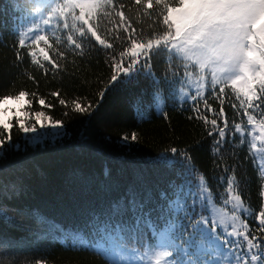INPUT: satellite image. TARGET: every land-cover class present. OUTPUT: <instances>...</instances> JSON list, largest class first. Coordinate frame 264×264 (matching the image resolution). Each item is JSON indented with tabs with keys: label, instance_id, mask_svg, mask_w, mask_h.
<instances>
[{
	"label": "snow or ice",
	"instance_id": "1",
	"mask_svg": "<svg viewBox=\"0 0 264 264\" xmlns=\"http://www.w3.org/2000/svg\"><path fill=\"white\" fill-rule=\"evenodd\" d=\"M22 3L27 5L34 27L18 38V44L20 48L27 47L30 64L38 66L44 75L49 68L53 72L61 70L58 61L66 53L83 57L94 46L109 50L105 63L110 69V87L97 93L100 98L118 83L131 84L141 74L151 78L156 87L149 103L156 106L161 116L167 115L166 93L174 95V107L191 100L192 115L187 119L195 118L204 124L207 134L213 137V155L221 156L226 144L234 149H255L259 154L258 177L264 186V0H132L151 20L150 32L133 27L125 15V5L113 7V0ZM106 8H111L119 23L102 37L93 22L98 11ZM57 29L63 33V40L56 36V41L63 48H53L49 41V33L55 36ZM49 50L55 53V59ZM17 55L22 61L24 56ZM156 57H163L169 65L159 79L152 66ZM29 79L38 83L31 74ZM49 95L57 98L60 105L69 106L61 98L60 89ZM33 99L41 109L54 107L38 92L20 90L16 95L0 96V158L5 151L20 147L11 143L14 126L33 146L42 144L49 136L55 139L66 135L62 120L44 110H29ZM209 100L218 107H213ZM226 102L233 110L231 118L225 112ZM143 104L144 100L138 99L134 105L138 121L146 118ZM71 107L81 114L93 109L91 103H84L80 97L71 100ZM38 127L51 131L40 132ZM249 132L257 134L250 139ZM139 136L132 131L123 135L122 140L138 142ZM256 141L261 142L260 147ZM6 143L7 150L3 147ZM79 145L82 149L89 147L87 130L81 133ZM96 154L103 155L100 151ZM160 160L169 167L179 161L183 166V183L170 180L166 188H159L150 183L143 169H137L124 195L109 206L111 223L94 219L87 231L67 232L57 222H45L73 248L93 250L107 264H264V190L259 193L258 210L246 206L240 194L223 198L222 207H217L206 177H196L186 149L169 147L161 153ZM101 176L106 186L119 185L110 167L104 166ZM193 177L197 183H193ZM235 179L233 176V182ZM227 191L234 193L236 189L228 183ZM229 208L230 211L226 210ZM0 216L6 213L0 210ZM248 219L259 223L250 227Z\"/></svg>",
	"mask_w": 264,
	"mask_h": 264
},
{
	"label": "trees",
	"instance_id": "2",
	"mask_svg": "<svg viewBox=\"0 0 264 264\" xmlns=\"http://www.w3.org/2000/svg\"><path fill=\"white\" fill-rule=\"evenodd\" d=\"M120 3L125 5V15L133 27L151 31V20L132 0H113V7ZM104 12L112 13V10L98 11V18L93 22L102 37L107 29L119 23L114 13L105 16ZM28 15L27 5L22 0H0V96L16 95L20 90L38 92L54 107L41 109L33 99L29 110H44L54 119L62 120L66 135L43 146H32L14 126L11 143L20 147L7 150L8 144L3 146L7 151L0 158V210L6 216H0V264H107L106 259L93 250L73 248L45 221L57 222L67 232L87 231L94 219L102 218L111 223L109 206L124 195L137 169H143L150 183L159 188H166L170 180L183 183L182 164L177 161L169 167L160 160L161 153L169 147L186 149L191 154L196 177L201 174L206 177L216 206L222 207L223 198L240 194L246 206L253 210L261 207L259 193L264 186L258 177L259 154L255 149L247 146L234 149L226 144L222 159L213 155V137L207 134L204 124L195 118L187 119L192 115L189 108L192 103L174 107V95L166 93L169 95L165 107L167 115L161 116L156 106L149 103L156 85L142 74L131 84L118 83L100 98L97 93L110 87L107 83L110 69L105 63V53L109 50L94 46L90 52L86 50L83 57L66 53V57L58 61L61 70L53 72L49 68L44 75L38 66L30 64L27 47L20 48L18 44ZM56 36L63 40L59 29L55 36L49 33L52 47L63 48L62 44H57ZM17 53L24 56L22 61ZM49 54L56 58L52 50ZM45 65L47 67V62ZM152 66L158 79L169 67L163 57L153 58ZM29 74L35 76L38 83L29 79ZM57 89L61 90V98L69 102L68 107L49 95ZM74 97L91 103L92 111L83 114L73 111L71 100ZM138 99L144 100L141 107L146 118L142 121H138L134 111ZM209 103L218 107L212 100ZM232 111L226 102L225 112L229 118ZM85 130L90 145L82 149L79 140ZM132 131L140 134L139 141L123 142L122 136ZM255 134L252 132L251 136ZM256 143L260 147L261 142ZM97 151L103 155H97ZM104 166L112 169L113 176L119 180L118 186L104 184L101 176ZM196 177L192 178L193 183L198 182ZM228 183L236 189L234 193L227 191ZM240 215L245 218L243 212ZM248 223L254 228L259 222L248 219Z\"/></svg>",
	"mask_w": 264,
	"mask_h": 264
},
{
	"label": "rangeland",
	"instance_id": "3",
	"mask_svg": "<svg viewBox=\"0 0 264 264\" xmlns=\"http://www.w3.org/2000/svg\"><path fill=\"white\" fill-rule=\"evenodd\" d=\"M30 27H34V25H33V19H32V16L29 14L28 16H27V20H26V24H24V26H23V28H22V31H21V33H20V38L22 37V34L23 33H25V32H27V30L30 28ZM30 35H31V33H29V37H30ZM23 38H25V39H28L27 37H23ZM30 42V41H29ZM189 103H192V101L191 100H189L188 101ZM38 131H40V132H45V133H48V132H50L51 131V129H39V127H38ZM251 133L252 132H249V133H247V135H249V138L251 139ZM28 135H34V134H28ZM23 138L26 140V138H25V134H23ZM61 137H56L55 139H53L51 136H49L42 144H38V145H36V146H43V145H45L46 143H49V142H55L56 140H58V139H60ZM27 141V140H26ZM31 145V144H30ZM33 146V145H32ZM258 161V160H257ZM217 207H219V206H217ZM230 211V210H229ZM209 213H205V215H208ZM217 231H219V229H217Z\"/></svg>",
	"mask_w": 264,
	"mask_h": 264
}]
</instances>
